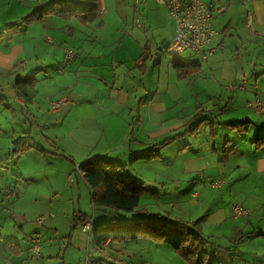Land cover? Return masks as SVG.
<instances>
[{
    "label": "crops",
    "instance_id": "1",
    "mask_svg": "<svg viewBox=\"0 0 264 264\" xmlns=\"http://www.w3.org/2000/svg\"><path fill=\"white\" fill-rule=\"evenodd\" d=\"M54 1L0 0V30ZM100 1L102 10L92 23L46 16L11 40L0 39V151L5 150L0 161L8 155L14 166L28 162L27 169L17 167L15 182L0 181V264H82L87 252L101 253L96 264H111L120 254L135 264H168L157 254H146L151 242L145 239L95 246L93 232L108 220L92 224L88 235L73 226L77 213L92 222L91 190L76 169L88 160L127 165L132 155L173 138L157 159L133 163L130 173L153 162L169 171V180L200 182L189 187V201L195 204L203 197L214 204L226 202L236 221L249 212L242 209L244 215L235 218L232 197L230 203L224 200L226 192L231 194L242 182L264 185V147L253 145L264 137V117L248 107L255 98L264 101V0H203L223 8L212 19L215 53L204 62L193 54L196 59L181 62L200 63L199 72L181 80L174 61L166 67L167 56L159 50L169 39L156 27L155 0L140 5L141 27L134 22L132 0ZM66 49L75 58L66 60ZM17 80L29 82L16 88ZM58 100L59 109L51 111ZM244 122L250 123L246 133L225 125ZM197 124L198 131L186 132ZM26 136L44 154L32 149L11 156L12 143ZM23 176L26 182H20ZM64 178L67 193L60 183L53 185ZM144 178L151 186L155 182ZM219 179L225 182L221 188L210 187ZM79 180L83 190L77 185L74 196ZM5 188L15 189L17 197L6 199ZM83 196L89 204L82 206ZM99 211L123 221L136 217L134 212ZM33 234L41 239L38 257L27 241Z\"/></svg>",
    "mask_w": 264,
    "mask_h": 264
},
{
    "label": "rangeland",
    "instance_id": "2",
    "mask_svg": "<svg viewBox=\"0 0 264 264\" xmlns=\"http://www.w3.org/2000/svg\"><path fill=\"white\" fill-rule=\"evenodd\" d=\"M158 6L159 7L156 9V27L160 29L164 38L170 40L171 37H173L172 35H174L171 31L172 26L175 29L174 23L169 18L165 8L161 5ZM23 27L24 26H22V28ZM152 29H154V27ZM151 35L152 31H150V36ZM191 55V52L186 51L182 54L170 57L167 56V63L165 62L166 67L169 61L186 63L191 61V59H196L195 56L193 57ZM168 68L170 67L168 66ZM169 70L170 72L172 71L171 69ZM166 77L168 76L166 75ZM174 78L175 77H171L169 80L173 81ZM254 114L256 116L258 115L256 113ZM5 128L7 127L5 126ZM2 130L5 131L4 128H2ZM0 136H4L3 132ZM170 145L171 144L168 146ZM4 153L5 150L1 149L0 155H3ZM8 158L9 156L7 155L2 161H0V181L2 179H7V182H15L19 179V175L16 176L17 167H26L27 169L28 162L23 159L17 166H14V162ZM149 164L150 165L148 166H138V168L136 167V170L131 172L132 176L139 178L141 181L145 179L144 177L155 180L152 185L154 194L143 195L138 209L134 212L136 217H131L137 219L140 216V213H144L149 217L159 219L168 225L178 223L185 225L189 229L197 230V232L208 242L206 244V250L209 253H216V256L223 264H264V255H262L264 254L263 182H242L239 184L238 188L236 187L235 190L231 192V194L226 192L225 195L227 198L224 200H228L230 203L229 197L231 196L234 206H239L241 209L249 212V216L236 221L232 218V214L229 213L226 202L220 204H218V202L214 204L213 202H207L203 197L198 198V202H195V204L189 201V196L192 191L189 187L194 184L201 185L200 182L193 180L192 182H186L183 178L181 179V182L172 181V179L169 180L168 176L170 173L168 170L165 168L163 170L153 162H150ZM26 180V176H23V178L20 179V182H26ZM81 182L82 181L79 180V183H74V188L72 189L74 196L78 194L77 185L82 189ZM56 184H59L60 188L65 193L69 191L68 188H65V178L62 181L54 182L53 185ZM66 185L69 187L71 183H66ZM65 189L67 191H65ZM58 196L62 195L59 194ZM87 199V196L82 197V206L85 203L89 204ZM88 206L89 205H87V208ZM218 210H222L223 215ZM223 216H226L227 220H223ZM91 217L93 226L97 227L102 225L104 220H108L107 223H110L113 215L94 210L91 213ZM222 224L223 227L221 228ZM256 230L259 231L256 232ZM32 236H34V234ZM260 240L261 243H259ZM150 242L151 243H148V247H146V254H157L165 259L168 264H188L181 255L176 253L168 245L160 242Z\"/></svg>",
    "mask_w": 264,
    "mask_h": 264
},
{
    "label": "trees",
    "instance_id": "3",
    "mask_svg": "<svg viewBox=\"0 0 264 264\" xmlns=\"http://www.w3.org/2000/svg\"><path fill=\"white\" fill-rule=\"evenodd\" d=\"M100 0H55L49 7H40L22 18L18 23L0 30V39L11 40L21 32L22 26H28L34 22L41 21L46 16H54L63 20L75 19L81 25L92 23L101 12ZM173 69L178 79L199 72L200 63L183 64L174 62ZM17 80L16 88L28 80ZM2 97H0V100ZM237 133H246L250 123L225 124ZM199 124L190 127L186 132L195 133ZM173 138L165 139L159 144L153 145L141 154L131 156L127 165L113 163L107 159H92L79 165L78 171L83 174L85 183L91 190V205L94 210L109 209L114 212L133 213L145 194H154L151 185L133 177L130 166L137 161H153L158 158V151L169 145ZM254 148L264 147V137H258L254 141ZM38 150L44 154L43 149L35 141L26 136L12 143L11 156L23 155L29 150ZM228 150L223 149L224 156ZM80 213L74 214L72 223L76 227L79 223H85ZM145 239L160 242L171 247L181 255L188 264H223L216 253L206 250L208 243L194 229L178 223L166 224L165 222L151 218L147 214L140 213L137 219L127 221L111 219L110 223L103 225L93 232V243L100 246L107 241L121 244L129 240Z\"/></svg>",
    "mask_w": 264,
    "mask_h": 264
},
{
    "label": "built area",
    "instance_id": "4",
    "mask_svg": "<svg viewBox=\"0 0 264 264\" xmlns=\"http://www.w3.org/2000/svg\"><path fill=\"white\" fill-rule=\"evenodd\" d=\"M146 0H132L135 11L134 22L138 27L143 24L140 13V5ZM159 5L163 6L174 23V35L169 40L163 53L166 56H174L182 54L186 51L204 62L210 59L215 53V47L212 46L213 39L216 35V30L212 26V19L223 12L222 7H217L211 3H205L203 0H155ZM249 1V0H246ZM250 26V21H248ZM65 59L71 60L75 58L76 54L71 50H64ZM243 88V85L240 86ZM62 100L51 103L50 110L56 112L61 105ZM248 107L258 115L264 116V101L255 98L248 102ZM78 169V166H76ZM224 180L211 182L210 187L221 188L224 185ZM3 194L6 199H15L17 192L12 188H5ZM232 211L235 218L244 215L243 210L239 206H233ZM43 217L38 219L42 223ZM77 229L85 235H88L92 230V222L77 224ZM33 256L38 257L41 246V239L39 236H29L27 238ZM96 255L101 253L87 252L85 253L82 264H96ZM111 264H135L128 260L124 255H119L114 259H110Z\"/></svg>",
    "mask_w": 264,
    "mask_h": 264
},
{
    "label": "water",
    "instance_id": "5",
    "mask_svg": "<svg viewBox=\"0 0 264 264\" xmlns=\"http://www.w3.org/2000/svg\"><path fill=\"white\" fill-rule=\"evenodd\" d=\"M169 41H166L165 43L162 42L161 46L159 47V50H163L165 48V46L167 45Z\"/></svg>",
    "mask_w": 264,
    "mask_h": 264
}]
</instances>
